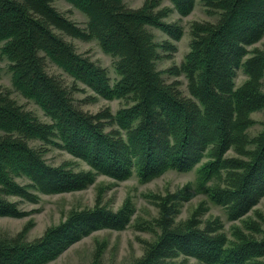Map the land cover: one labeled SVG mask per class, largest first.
<instances>
[{
    "label": "trees",
    "instance_id": "trees-1",
    "mask_svg": "<svg viewBox=\"0 0 264 264\" xmlns=\"http://www.w3.org/2000/svg\"><path fill=\"white\" fill-rule=\"evenodd\" d=\"M66 1L85 14V27L52 0H0V56L8 61L12 88L47 119L0 89V216L27 214L12 196L35 202L39 194L84 189L98 175L121 181L136 176L144 183L168 170L195 169L194 184L144 193L156 216L137 215L132 225L151 237L126 264H264V213L256 208L264 198V119L255 134L248 133L251 114L264 110V48H247L264 34V0H201L215 20L190 22L183 61L163 70L156 61L171 56L182 35V27L166 17L172 7L188 14L195 0H170L172 7L160 0L138 7L124 0ZM151 27L168 39L155 41ZM63 35L94 39L112 58L113 81ZM47 62L67 73L72 85L49 74ZM238 70L245 75L239 85ZM163 72L183 74L189 94ZM79 83L94 97L118 99L122 106L83 110L72 95ZM51 146L87 168L70 160L49 163ZM200 193L222 206L227 220L239 218L230 235L218 215L201 225L206 200L179 217L184 203ZM134 210L127 196L117 209L96 204L70 211L31 240L27 223L15 235H0V264H45L97 229H124ZM250 211L255 217H246ZM88 264H104L97 246Z\"/></svg>",
    "mask_w": 264,
    "mask_h": 264
},
{
    "label": "rangeland",
    "instance_id": "rangeland-1",
    "mask_svg": "<svg viewBox=\"0 0 264 264\" xmlns=\"http://www.w3.org/2000/svg\"><path fill=\"white\" fill-rule=\"evenodd\" d=\"M160 6H170V0H160ZM143 0H124V3L129 7H138ZM52 4L66 18L76 22L80 27H85L87 17L79 9L72 6L66 0H52ZM171 12L166 17V21H176L182 27V35L179 39L173 41L175 51L169 57H162L156 61V67L160 70L179 65L184 58L185 53L189 49V28L190 22L196 20H215L212 14L206 12L201 0H195L192 10L181 15L176 9L171 8ZM154 33L155 41L159 42L168 39L158 28L151 27ZM66 40L71 42L75 49L91 60L105 67L114 79L115 73L112 68V58L99 47L94 39L83 40L76 37L63 35ZM264 48V34L254 44L247 48ZM47 71L59 78L62 83L70 87L73 79L62 69L52 63L47 62ZM0 89H9L10 96L25 109L31 110L39 119L47 121L41 109L33 102L25 99L13 90L11 85V76L8 69V61L0 56ZM162 76L167 80L178 79L180 81L179 88L184 94H189L186 86V78L183 74L171 76L166 72ZM245 75L241 70L237 71L235 82L239 85ZM80 89L73 91L72 95L75 103L90 112H96L104 107H109L113 112L122 106L118 99H105L103 97H94L93 92L88 88H83L84 85L78 84ZM264 85V78H263ZM254 123L248 129V133L253 135L261 128V121L264 119V110L255 111L251 114ZM110 127H107L109 129ZM39 141H32L31 145L39 144ZM231 154V153H229ZM45 159L52 164H58L63 160H70L77 165L75 167L87 168V165L79 160H76L68 152L50 147L45 153ZM196 180V170L192 169L187 172H179L168 170L160 176L141 183L136 176H132L125 180H113L105 175H98L95 182L90 186L76 191L55 193V194H39L37 201H28L12 196V200L18 202V208L26 211L27 214L21 217L0 216V235L8 234L15 235L25 224L29 223V228L26 232V239L31 240L39 236L47 227L54 226L61 222L70 211H80L86 208H92L96 204L106 205L112 209L119 208L127 196L132 198L136 210L131 216L130 223L122 230H113L109 228H100L89 235L82 237L80 240L71 244L59 256L45 264H88L91 260L92 253L96 246L101 249L102 261L104 264H126L132 258L137 257L142 252V240L149 239L151 234L145 231L137 230L132 225L135 216L139 215L142 218L156 216V207L149 202L144 193L159 192L163 193L167 190H174L177 187L183 186L191 181L193 184ZM202 200H206L209 205L208 211L200 212L201 225L206 219L215 217L216 215L224 221L223 231L230 235L233 226H239L240 220H227L226 214L222 206L213 204L207 199L206 195L200 193L195 195L189 202L182 206L179 217L185 218L191 210H194ZM200 206V205H199ZM256 208L264 213V198L256 205ZM255 217L252 211L248 212L246 217ZM137 221V220H135ZM134 221V222H135Z\"/></svg>",
    "mask_w": 264,
    "mask_h": 264
}]
</instances>
